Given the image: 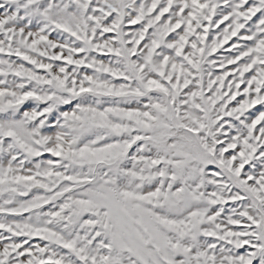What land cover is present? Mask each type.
<instances>
[{
    "label": "snow or ice",
    "instance_id": "obj_1",
    "mask_svg": "<svg viewBox=\"0 0 264 264\" xmlns=\"http://www.w3.org/2000/svg\"><path fill=\"white\" fill-rule=\"evenodd\" d=\"M0 264H264V0H0Z\"/></svg>",
    "mask_w": 264,
    "mask_h": 264
}]
</instances>
